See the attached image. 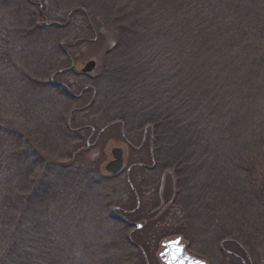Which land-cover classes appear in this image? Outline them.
Instances as JSON below:
<instances>
[{
  "label": "rangeland",
  "instance_id": "obj_1",
  "mask_svg": "<svg viewBox=\"0 0 264 264\" xmlns=\"http://www.w3.org/2000/svg\"><path fill=\"white\" fill-rule=\"evenodd\" d=\"M24 1L29 4L37 3L40 17H37L35 23L42 29L37 32L24 33V38L21 34H16V40L23 44H21V48L14 46L7 60L3 61L6 63L0 67V112L1 117H4L0 120V124L4 126L8 124L7 126L17 130L24 137V141L27 140L31 142V145L33 144L38 154L39 151L47 156L57 154L56 149L60 145L57 144L60 143L59 136L63 137V135H55L53 131H48L49 125L41 119L39 114L41 110L48 108L51 111H56L62 107V103L65 101L61 100L60 96L53 94L51 89L44 87L43 80L47 79L51 82L59 80L68 86L71 93L74 94H80L84 85H92L93 88L85 87L79 98L75 97L76 101L74 102H76L77 109L72 108L66 114V127L76 133L70 139L72 160H66L76 168L70 167L67 170H73V175L78 177L82 184V173L86 168L96 175L108 176L109 178H106L105 182L107 193L112 192L111 196L108 195L113 199V205L126 210L134 209V212L128 215L131 228L135 227V223L141 224L131 233H129L131 229L129 226L125 233L120 234L115 228L116 225L113 224L112 214L115 215L114 212H118L115 211V207L112 208L113 205L105 207L102 202L103 198L96 196L93 188L88 185L75 182L68 184L65 179L67 178L66 173L69 171L63 176L53 174L49 182L66 184L63 186L66 196L61 197L63 199L60 200L62 201L60 203L51 202L53 211L50 210L46 215L47 218H50V222L55 220L56 236L62 241L66 253L64 262L69 264H116L120 260L128 262V264H144L141 252L144 249L151 264H158L157 253L160 249V239L168 235L181 234L183 240L188 244L189 251L207 259L210 264H241L238 257L221 252L220 240L212 239L213 233L207 232L203 224L197 221L198 218H194V213L207 216L209 212L207 213L206 207L203 208L204 202L207 201L212 204L211 207H217L224 218L228 219L226 210L235 213L236 216L229 214V220L232 221L231 228L233 224L237 226L238 219L247 211H249L250 218L262 219L261 214L258 215L260 210H257L260 208L257 204L258 197H254L253 190L256 186L247 179L243 168L239 165L232 164L231 166V153L228 152V150L234 149L233 142L239 141L238 146L245 145L246 148L247 144L259 136L258 132L254 131V134H248L246 137L238 135L239 138L226 139L222 143L219 140L221 137L218 135L223 134L225 126H222L218 131L216 125L219 123L215 125V118L212 119L213 114L207 113L203 107H189L193 117L188 119L183 116L182 112L186 111L184 109L186 107H179L176 104L177 98L175 101L162 100L161 103L159 100L155 101L156 92L162 97V92L166 91L171 65L169 61L168 68L163 57L168 44L163 34L164 23L160 25L157 23L161 15L159 17L156 14L151 16L149 11L152 7L148 6V3L150 4L152 0ZM80 3L92 11L93 24L88 23L79 9ZM228 4H230L229 0H224L223 5H218L222 8ZM41 5H43V9L40 8ZM32 7L33 10L37 9V6L35 7L33 4ZM252 7L247 6L241 15L249 19L254 17L252 12H255L257 7ZM135 8L137 12L139 11L137 17L132 16L131 13V9L136 11ZM0 9L5 11L4 17L7 16L8 22L11 24L9 29L12 31L25 24L27 12H24L20 0H0ZM30 9L32 10L31 7ZM131 16L132 19L135 17L134 28L131 26L127 28V25L121 28L117 26L121 31L131 30L126 33L128 35H124L128 39L123 47H117L118 43L121 45L123 41L121 42L120 37L122 36L117 35L116 27L113 26L117 20L127 24ZM148 16L151 17L147 22ZM110 20L114 23L113 26L110 24ZM53 22H57V25ZM90 24L94 25L93 28ZM17 32L19 33L20 30L17 29ZM51 32L54 34L52 35ZM10 42H12L11 39ZM68 43L71 46H68ZM53 55L63 58H57L56 69L47 75L43 68L48 61L50 62ZM90 59L95 61L94 67L91 71L82 73V66ZM26 75L33 79L38 77L40 81L30 80L28 82ZM178 83L183 85L180 81ZM135 86V92H139L140 97L144 96L145 98L148 93L150 95L154 93L150 99L146 98L147 102L152 105L170 107L168 108L170 112L173 106L171 103H175V107L172 108L176 114L175 119L178 121L184 119L185 125L191 126L189 134L193 142L190 141V138V151H182V148H179L176 155L170 154L177 160L179 154L188 158L190 169L188 170L189 167H187V170L189 172L179 171L178 167L181 165L178 163L177 168L174 167V163L173 165L170 163L168 164L169 168L153 169L156 157L153 155V146L150 140L153 137L154 126L153 124L141 125L143 124L141 119L144 116L137 117L141 111L138 107L139 104L134 107L133 98L128 105V98H126L127 92L131 93L130 89ZM206 92L208 90L203 91L205 100L207 95L211 94V92ZM169 95L174 94L169 93ZM124 96L127 101L123 104L120 98ZM233 99L234 97L231 100L233 101ZM126 104L127 106L123 107ZM130 106L133 110H129L125 121L115 119L117 112L125 115L126 108ZM136 109L137 114L134 113ZM249 109V107H242L241 114L246 112L247 115ZM150 120L153 122L152 119ZM156 122L158 126L162 125L158 121ZM197 124H199L198 127ZM37 127H41V130L38 131ZM191 130L197 134L198 139L191 133ZM201 134L204 136L202 137ZM66 138L68 137L66 136ZM168 140H163V142L165 141L164 145L170 144ZM114 146L124 149V164L126 166L132 163L129 178L139 194V205L130 191L124 169L110 177L104 168V164L112 157L111 148ZM175 151L170 153H175ZM137 161L146 164L147 167L135 163ZM259 166L260 168L255 169L257 174L259 171L262 173L258 178H264V161L259 163ZM148 167H152V170ZM227 176L235 180L238 193L236 190L228 189ZM186 181L187 183L192 182V185L187 183L185 185ZM35 185L37 186L38 182ZM31 187L34 186L31 185ZM55 189H60V187L54 186ZM193 197H196L197 204L190 209L188 204L191 199L193 200ZM205 197H207L206 200ZM231 202L236 203V210L231 208ZM239 204L242 205L241 208L238 207ZM211 207L210 209H212ZM213 213L214 211L211 210L210 219L214 218ZM195 217H197L196 214ZM261 222L264 223V219ZM185 223L189 225L188 229ZM224 228L226 229V226ZM186 229L192 231L187 233ZM248 232L252 234L257 231L248 230ZM233 233L235 232L233 231ZM205 234L210 239L203 238ZM217 238L219 239V237ZM87 239H91V242H84ZM234 240L238 242V239ZM236 242L229 238L224 241L225 245L222 244L225 248L244 257L246 261L244 252L240 248L243 245L239 242L240 245H238ZM243 249L252 264H264V259L260 258L259 250L253 249L251 253L253 258L251 259L247 250L244 247ZM255 252H259V262Z\"/></svg>",
  "mask_w": 264,
  "mask_h": 264
},
{
  "label": "trees",
  "instance_id": "obj_2",
  "mask_svg": "<svg viewBox=\"0 0 264 264\" xmlns=\"http://www.w3.org/2000/svg\"><path fill=\"white\" fill-rule=\"evenodd\" d=\"M223 1L152 0L150 4L148 3V6L152 7L149 10L151 16L156 14L158 17L159 15L164 17L160 16L157 23L158 25L164 23V27H162L163 34L168 45L163 57L168 68L169 61L171 65L169 68L171 74L168 76L166 91L162 92V97L156 92L155 101L159 100L161 103L162 100L175 101L177 98L176 104L179 107H186L184 108L186 111L183 110L182 112L183 116L188 119L193 117L192 110L189 111V107H203L207 110V113L213 114L212 119L215 118V125L219 123L216 125L218 131L222 126H225L226 129L223 134L218 135L221 137L219 140L222 143L226 139H237L239 138L238 135L246 137L248 134H254V131L258 132L259 136L247 144L246 148L245 145L239 147V141L233 142L234 149L228 150V152L231 153V166L233 164L243 168L247 179L252 185L256 186L253 191L255 192L254 197H258L257 204L260 206L257 209L260 210L258 215L261 214L260 216L264 219V178H258L262 173L259 171L257 174L255 170L257 167L260 168L259 163L264 161V0H229L230 4L221 8L219 5H223ZM20 2L25 10L23 11L27 12V14L25 13L27 15L25 17L26 21L25 24L14 31L9 29L11 24L8 22L7 16L4 17L5 11L0 9V67L6 63L3 61L7 60L13 47L21 48V44H23L16 40V34H21L24 38V33L37 32L42 29L35 23L37 17H40L37 3H35L36 5L34 3L29 4L24 0H20ZM32 4L35 7L37 6L38 12L37 9L33 10ZM79 5V9H81L88 23H92V11H89L86 5L82 3ZM247 6L257 7V10L252 12L254 17H251V19L241 15ZM40 8L43 9V5ZM133 10L131 9L132 16H139V11L137 12L136 8L135 12ZM132 16L127 24H123L119 20L114 24L110 20V24L112 26L114 24L113 27H116L117 35L122 36L120 39L123 43L121 45L118 43L117 47H123L128 39L124 35H128L126 33L131 31H121L120 28L125 27V25H127V28L129 26L135 27V17L132 19ZM151 16H148L147 22ZM167 19H169L168 22H166ZM56 23L53 22L57 25ZM90 26L93 28L94 25L90 24ZM17 29L20 30L19 33ZM51 33L54 34V32ZM10 39L12 42H10ZM190 48L193 50L189 51ZM57 58L63 57L51 56L50 62L48 61L45 68H43L44 73L49 75L56 69L55 61ZM26 78L28 82L30 80L40 81L38 77L33 79L27 76ZM179 81L183 85H180ZM43 82L44 87H48L53 94L60 96V99L65 101L58 110L51 111L48 108L41 110L39 114L41 119L49 125L48 131H53L55 135H63V137L59 136L60 143L57 144L60 145L56 149L57 154L47 156L40 151L38 154L33 144L31 145L30 141H24V137L17 130L7 126L8 124L6 126L0 124V264H69L64 262L66 253L62 241L56 236L55 220L50 222V218H47L46 214L52 210L51 202L60 203L62 202L60 200L63 199L61 197L66 196L63 192L65 191L63 186L66 184L49 182L51 177L53 174L63 176L64 173L69 171L67 169H70V167L76 168L75 165L68 163L72 160L70 139L76 133L71 132L65 123L67 112L76 106V102H74L76 98L68 86L59 80L51 82L46 79ZM135 90L136 86L131 88V93L128 94L127 92L126 98H128V105H130L133 98L134 107L139 104L138 107L142 112L140 111V115L136 116H144L141 119L143 122L141 125L153 124L154 126L151 143L156 160L153 169L169 168L168 164L170 163L172 165L174 163V167L177 168L178 163V165H181L178 167L179 171H188L190 169L188 158L179 154L177 160L171 157L170 154L176 155L179 148H182V151H190L189 142H193L189 134L191 126L185 125L184 119L182 121L175 119L176 114L172 111L175 103H171L173 105L171 107L172 112H169L168 108L170 107H157L147 102L148 99L146 98L150 99L154 93L151 95L148 93L144 98V96L140 97V93L135 92ZM204 90L211 92L207 95L206 100L203 97ZM169 93L174 95H169ZM126 98L125 96L120 98L123 104L127 101ZM124 106H127V104ZM242 107L250 108L247 115L246 112L245 114L242 113L243 115L241 114ZM131 108V106L126 108L125 115L117 112L115 119L125 121ZM137 109L134 111L136 114ZM2 118L4 117H1L0 112V120ZM155 120L162 125L158 126ZM198 126L199 124H197ZM231 127L233 131H229ZM40 130L41 127L38 128V131ZM191 133L198 139L194 131L191 130ZM201 136L203 137L204 134H201ZM164 139H169L171 146H169L170 144L164 145ZM59 149L61 150L59 151ZM173 150H176L175 153H170ZM56 156L57 159H55ZM72 162L74 163V161ZM187 167H189L188 170ZM66 176L65 181L68 184L73 182L82 184L78 177L76 178L73 175V170L66 173ZM246 177L244 176L245 180ZM106 178L109 177L96 175L87 168L82 173V185L93 188L94 194L102 197V202L108 208L113 205V199L110 198L112 192L107 193L108 190L104 188V186H107ZM227 179L228 189L236 190L238 193L239 190L235 180L232 177L229 178V176H227ZM76 180L78 181L76 182ZM37 182L38 185L36 186ZM186 183L187 181L185 185ZM187 184L192 185V182ZM31 185L34 187H31ZM54 186L60 187V189L54 190ZM204 199L206 200L207 197ZM196 204V197H193L188 207L191 209ZM241 204L243 205V203ZM241 204L238 207L241 208ZM211 206V203L205 201L203 208L206 207L207 213L209 212L208 215L194 213V218H198L197 221L203 224L209 234L213 233L214 237L212 239L215 241L225 238L238 239L237 241L247 250L251 259L253 258L251 253L254 249L261 252L260 258L263 260L264 223L261 222L262 219L250 218L249 211H247L238 219V228L235 224L231 228L230 223L232 221L229 220V214L231 213V216H234L235 213L226 210V213H228L227 219L224 218L217 207ZM188 207L186 206L185 209L187 210ZM232 207L236 210V203L231 202ZM211 210L214 211L212 214L213 219L209 218ZM195 214L197 217H195ZM112 218L118 232L120 234L125 233L126 228H129L126 221L113 214ZM186 225L188 229L189 225ZM252 225L255 226H253V229ZM248 230L257 232L252 233V235ZM191 231L187 230V233ZM258 236L260 237L257 238ZM203 238L210 239L207 234ZM88 241L91 242V239L84 240L86 243ZM131 245L133 246L132 243ZM255 256L259 262V252H255ZM116 264H128V262L118 260Z\"/></svg>",
  "mask_w": 264,
  "mask_h": 264
},
{
  "label": "water",
  "instance_id": "obj_3",
  "mask_svg": "<svg viewBox=\"0 0 264 264\" xmlns=\"http://www.w3.org/2000/svg\"><path fill=\"white\" fill-rule=\"evenodd\" d=\"M95 65V61L88 60L81 68V71H90ZM112 158L105 164L104 168L111 174L119 172L124 165L123 149L119 146L111 148ZM137 227L140 223L136 224ZM184 243L181 242V235L165 237L161 240V249L158 252L159 258L165 264H207V261L201 257L194 256L184 249Z\"/></svg>",
  "mask_w": 264,
  "mask_h": 264
},
{
  "label": "flooded vegetation",
  "instance_id": "obj_4",
  "mask_svg": "<svg viewBox=\"0 0 264 264\" xmlns=\"http://www.w3.org/2000/svg\"><path fill=\"white\" fill-rule=\"evenodd\" d=\"M68 46H71V44H67ZM85 87H92L93 88V86L92 85H90V84H87V85H84V87H83V89H81V92H80V94L82 93V91H84V89H85ZM80 94H74L73 93V95L76 97V96H78V98L80 97ZM73 109H77V107H73ZM73 131V130H72ZM151 141V140H150ZM152 156V155H151ZM135 163H138V164H141V165H143V166H146L147 167V165L146 164H142L141 162H135ZM132 165V163L131 164H129V165H127V167L129 168V166H131ZM126 167V168H127ZM149 168V167H148ZM131 169V168H130ZM130 169H128V171L130 172ZM149 169H151L152 170V167L151 168H149ZM125 174H126V169H125ZM133 192V195H134V197H135V199H136V201H137V204L139 205V203H140V198H139V194H138V192L135 190V191H132ZM136 204V205H137ZM112 207H118V206H115V205H113ZM134 209H129V210H126V209H123V208H121V207H118V208H116L115 209V211H118L117 213H115L114 212V216H117L118 218H120V219H122L123 221H126V223L130 226V228H131V226L132 225H130L131 224V222L129 221V219H128V215L129 214H131L132 212H134L133 211ZM223 240H226V239H222V240H220V242H219V248H220V250H221V252L222 253H225V254H229V255H233V256H236V257H238V259L241 261V264H244L243 263V260H244V257H241L240 255H237L236 253H234L233 251H231L230 249H228V248H225L224 246H223V244H221V242L222 243H224L223 242ZM225 243H227V242H225ZM225 243H224V245H225ZM188 245V244H187ZM185 249L187 250V251H189V249H188V247L186 246L185 247ZM143 254V259H144V261H145V263L144 264H151V261H150V259H149V257H148V255H147V253H146V251L143 249V251H141ZM244 254V256H245V253H243ZM157 258H158V255H157ZM243 259V260H242ZM245 259H246V256H245ZM207 260V259H206ZM208 261V260H207ZM245 261V260H244ZM158 264H164L159 258H158ZM246 262V264H249V262L246 260L245 261ZM208 264H210L209 263V261H208ZM250 264H252V263H250Z\"/></svg>",
  "mask_w": 264,
  "mask_h": 264
},
{
  "label": "bare ground",
  "instance_id": "obj_5",
  "mask_svg": "<svg viewBox=\"0 0 264 264\" xmlns=\"http://www.w3.org/2000/svg\"><path fill=\"white\" fill-rule=\"evenodd\" d=\"M145 126H147V125H145ZM146 128V127H145ZM151 142V141H150ZM99 175V174H98ZM100 176H102V175H100ZM125 176H126V181H127V183L129 184V188L131 189L130 191L132 192V191H135L136 190V188H135V186H134V184L132 183V181H131V179L129 178V171L126 169V174H125ZM103 177V176H102ZM104 188H105V190H107V186H104ZM133 193V192H132ZM113 208V207H112ZM233 241L234 242H236L234 239H233ZM236 244H239L238 242H236Z\"/></svg>",
  "mask_w": 264,
  "mask_h": 264
}]
</instances>
